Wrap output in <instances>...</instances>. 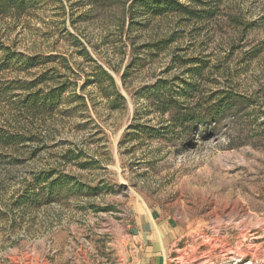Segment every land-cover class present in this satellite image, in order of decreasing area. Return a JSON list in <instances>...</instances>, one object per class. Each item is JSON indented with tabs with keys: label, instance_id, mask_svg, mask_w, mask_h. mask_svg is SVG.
I'll return each mask as SVG.
<instances>
[{
	"label": "rangeland",
	"instance_id": "374dc122",
	"mask_svg": "<svg viewBox=\"0 0 264 264\" xmlns=\"http://www.w3.org/2000/svg\"><path fill=\"white\" fill-rule=\"evenodd\" d=\"M132 1L43 0L0 20V130L24 138L0 147V264H110L138 204L183 224L175 264H264V0H206L214 16L192 21L132 20ZM7 49L41 65L5 67ZM84 49L125 107L92 83ZM43 74L38 89L66 88L60 108L13 105ZM156 84L176 112L154 103ZM195 109L216 124L184 126ZM57 181L55 201L18 207L28 193L46 201Z\"/></svg>",
	"mask_w": 264,
	"mask_h": 264
},
{
	"label": "trees",
	"instance_id": "16d2710c",
	"mask_svg": "<svg viewBox=\"0 0 264 264\" xmlns=\"http://www.w3.org/2000/svg\"><path fill=\"white\" fill-rule=\"evenodd\" d=\"M41 1L43 0H0V20L8 18L19 19L37 7ZM181 1H185V3H182ZM205 4H207L206 0H133L129 6L128 12L131 15L132 20L136 18H157L170 14H178L187 17L186 19L192 21L214 16L212 10L199 9L205 6ZM84 55L90 62L94 63L95 66L96 72L93 74L94 82L92 83L96 85L95 87L97 88H103V86L106 85L107 91L105 92V97L108 99V104L113 106L115 110L118 109L119 106L125 107L126 100L119 92L113 76L101 66L97 65L86 49H84ZM4 56L5 58L3 62L5 67L16 66L20 63L28 66V69H33L41 65L40 58L35 59L33 57L24 56L20 53H12L10 49L6 50ZM204 69L205 68L202 66H195L188 70L187 73L191 75V80L193 82H184V91L187 92L193 89L194 80L202 77ZM47 82V75L43 74L40 79L20 86L19 90L27 92V95L25 97H19L20 99L15 101L13 105L17 106V104H20L21 109H25L32 115L43 114L52 116L60 108L65 99L64 97L67 90L66 88H55L47 91L38 89L40 84ZM162 87L163 86L160 84H156L153 87H146V91L150 95L154 93V103L163 106L162 114L176 112V110H178L176 107L177 105L174 108L171 107L175 99L172 96H164L161 94ZM182 120L185 122L183 123L184 126L186 123L190 122V127H194L197 124L199 125V123H205L206 121L216 124L214 112L208 114V116H203V114L199 113L196 109L187 111L182 116ZM23 139L24 138L19 136L18 133H10L3 129L0 130V147L10 148L13 145L23 142ZM51 177L50 172V174L46 176V180H49ZM38 181L41 182L40 179ZM59 181L61 182L63 180ZM59 181L54 182V184L48 188L52 193L49 195V191L46 192V195L49 197L46 201L38 200L40 196L36 194V192L28 193L27 196H23L20 200L18 207L25 206L26 208L36 206L40 208L44 204L52 203L55 201V198L53 197L55 192L53 191L56 189V185ZM77 188L81 190L80 186ZM91 191L92 193H95L94 195H99L97 194L98 192L96 188H92Z\"/></svg>",
	"mask_w": 264,
	"mask_h": 264
},
{
	"label": "crops",
	"instance_id": "0c3cea01",
	"mask_svg": "<svg viewBox=\"0 0 264 264\" xmlns=\"http://www.w3.org/2000/svg\"><path fill=\"white\" fill-rule=\"evenodd\" d=\"M123 222V251L117 258L111 257L110 264H175L171 250L184 233L183 224L172 217H164L160 211H152L138 204L132 206ZM119 248V247H118Z\"/></svg>",
	"mask_w": 264,
	"mask_h": 264
}]
</instances>
